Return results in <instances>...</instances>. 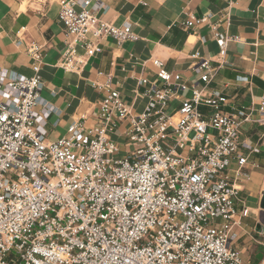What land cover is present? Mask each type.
Listing matches in <instances>:
<instances>
[{
	"label": "built area",
	"instance_id": "built-area-1",
	"mask_svg": "<svg viewBox=\"0 0 264 264\" xmlns=\"http://www.w3.org/2000/svg\"><path fill=\"white\" fill-rule=\"evenodd\" d=\"M36 1L58 4L69 38L56 65L66 71L81 70L102 51L103 38H135L130 24L116 27L96 15L98 0ZM210 18L191 16L182 26ZM212 37L217 60L190 55L201 85L177 108L171 102L186 83L151 58L155 79L137 80L142 111L108 79L96 84L103 94L93 122L74 120L55 140L46 128L53 107L40 98L39 47L27 49L31 76L0 69V264H249L239 243L247 216L239 182L260 149L240 139V130L246 120L264 127V90L257 118L248 107L225 109L228 98L210 83L230 38L215 25ZM123 122L121 154L111 134ZM257 232L264 246L263 224Z\"/></svg>",
	"mask_w": 264,
	"mask_h": 264
},
{
	"label": "crops",
	"instance_id": "crops-1",
	"mask_svg": "<svg viewBox=\"0 0 264 264\" xmlns=\"http://www.w3.org/2000/svg\"><path fill=\"white\" fill-rule=\"evenodd\" d=\"M98 1L101 6L96 15L116 27L130 24L135 38L122 44H117L112 38H103L100 41L102 51L89 57L81 70L69 72L56 65L69 38L57 18V2L40 5L36 0H0V69L31 76L34 60L27 49L30 45L39 47L41 103L53 107L46 125L50 140L65 135L69 124L83 116L86 124L93 122L103 94L96 84L105 83L108 79L111 87L118 89L124 101L133 106L134 112L142 111L146 99L138 92L143 88L137 87V80L155 79L151 58L161 59L167 69L181 74L186 83L188 89L171 102L170 106L177 108L182 99L191 95L189 88L201 85L191 70L190 55L198 51L205 58L217 60L218 47L212 37V25L216 30L226 32L230 39L226 46L225 64L217 70L210 88L220 90L228 98L227 111L244 106L252 110V118H257L258 101L264 90V0ZM75 8L79 9V6ZM207 14H211V18L194 29L183 28V23L191 16L200 18ZM79 51L83 52L82 49ZM40 108L38 105L37 110ZM125 127L126 122H123L111 134L121 154L127 149L123 136ZM263 135L264 127L257 121L242 122L240 139L257 146L259 152L264 151L260 144ZM256 154L251 155V163H254L252 156ZM246 181L242 179L239 182L240 198L247 209V216L241 220L240 241L248 235L264 248L261 244L263 239L250 235L258 228L260 211L255 206L259 205L261 192L257 197L252 191H247ZM241 208L237 204V209ZM251 211H255L256 216ZM248 221L252 223L250 229L246 228ZM247 260L252 264L249 258Z\"/></svg>",
	"mask_w": 264,
	"mask_h": 264
},
{
	"label": "rangeland",
	"instance_id": "rangeland-1",
	"mask_svg": "<svg viewBox=\"0 0 264 264\" xmlns=\"http://www.w3.org/2000/svg\"><path fill=\"white\" fill-rule=\"evenodd\" d=\"M25 4H26V1L24 2V5ZM261 143L264 149V135L262 139L260 140V144ZM252 157H254L253 160H255L254 161L255 166L253 167L249 166L247 170L251 171V173H249V178L244 179V180H247L246 181L247 191H250V192L252 191V193L258 197L259 192L264 191V156L261 158H255L256 156L254 155ZM255 208H258L259 211H261L258 203L256 204ZM251 214L256 216L255 211L253 212L251 211ZM259 216H260V213L258 214V221H259ZM251 226H252V223L248 221L246 224V228L250 229ZM250 235H252L254 238H257V239H263L261 235H258L257 231L256 232L251 231ZM240 242L241 244H244L246 246V255L244 256L246 259L249 258L252 263L264 260V248L258 245L257 243H255L252 239L248 238V235H246L244 241L241 240Z\"/></svg>",
	"mask_w": 264,
	"mask_h": 264
},
{
	"label": "water",
	"instance_id": "water-1",
	"mask_svg": "<svg viewBox=\"0 0 264 264\" xmlns=\"http://www.w3.org/2000/svg\"><path fill=\"white\" fill-rule=\"evenodd\" d=\"M259 208L261 209V211H260L258 226L261 227L262 224L264 225V191L261 192V197L259 200ZM260 227L257 228V230H260Z\"/></svg>",
	"mask_w": 264,
	"mask_h": 264
},
{
	"label": "trees",
	"instance_id": "trees-1",
	"mask_svg": "<svg viewBox=\"0 0 264 264\" xmlns=\"http://www.w3.org/2000/svg\"><path fill=\"white\" fill-rule=\"evenodd\" d=\"M264 156V151H261V152H259V153H257L256 154V157H258V158H261V157H263ZM252 263V262H251ZM257 262H255V263H252V264H256Z\"/></svg>",
	"mask_w": 264,
	"mask_h": 264
},
{
	"label": "bare ground",
	"instance_id": "bare-ground-1",
	"mask_svg": "<svg viewBox=\"0 0 264 264\" xmlns=\"http://www.w3.org/2000/svg\"><path fill=\"white\" fill-rule=\"evenodd\" d=\"M260 226H258V228H259Z\"/></svg>",
	"mask_w": 264,
	"mask_h": 264
}]
</instances>
